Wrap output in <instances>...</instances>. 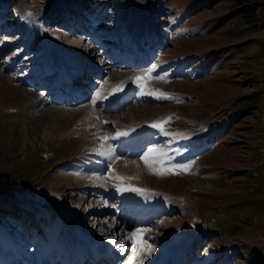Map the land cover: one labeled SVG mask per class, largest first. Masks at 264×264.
Returning <instances> with one entry per match:
<instances>
[{
	"label": "rangeland",
	"instance_id": "374dc122",
	"mask_svg": "<svg viewBox=\"0 0 264 264\" xmlns=\"http://www.w3.org/2000/svg\"><path fill=\"white\" fill-rule=\"evenodd\" d=\"M250 3L253 12L237 0H0V264L40 253L62 264L76 255L73 236L81 258L100 251L91 264H131L136 229L154 249L144 264L176 252L178 264H264V0ZM51 54L86 73L89 87L62 94L82 99L39 87ZM153 65L166 78L145 91L172 99L140 94L132 78ZM98 90L107 99L93 107ZM169 115L175 138L150 126ZM118 130L127 135L108 142L111 157L91 151ZM152 146L190 172L153 174L140 159Z\"/></svg>",
	"mask_w": 264,
	"mask_h": 264
},
{
	"label": "snow or ice",
	"instance_id": "6c2138e0",
	"mask_svg": "<svg viewBox=\"0 0 264 264\" xmlns=\"http://www.w3.org/2000/svg\"><path fill=\"white\" fill-rule=\"evenodd\" d=\"M33 14L31 12L27 13L28 17H31ZM156 65H153L147 72L142 73L133 77V81L139 86L140 94L141 95H150L157 99H172V95L166 93L160 89H151L149 91H145V82L151 80L153 78L164 80L165 76H156L153 77L152 73L155 70ZM123 89V82L114 86L112 90L109 92V95H112L115 92L121 91ZM98 99H107V97L102 96L101 91H97L95 95L92 97V105L93 107L96 106ZM172 119L171 115L160 117L156 121L151 123V127L158 129L162 135L164 136H172L175 138L178 136V133H170L165 130V125L170 122ZM101 123H108L107 121H101ZM95 125H90V127H94ZM127 135V132L117 131L115 136H109L107 134L103 136H98V139L101 141L100 145L96 148H93L91 151L97 153L98 155L111 157L112 156V148L111 145L108 143L110 140L115 139L116 137ZM141 160L144 161L145 165L149 167L150 171L153 174L158 176H165V175H179L181 173H188L191 170V164H173L171 163L172 157L164 148H158L155 146L148 147L147 150L143 153L140 157ZM115 180L118 181H125L132 179V177H122L116 175L113 177ZM117 190L120 192L131 191L140 194L149 193V189H142L132 186L131 184H118L116 185ZM107 203V202H105ZM115 221L109 225V227L115 226ZM148 231V229H136L135 231L128 234V238L132 240L133 243V252L136 254L131 261V264H144V260L147 258L148 255L151 254L154 249L151 245L147 244V241L143 239V232ZM101 234L104 235L103 230H101ZM106 239H109L111 242L115 243L114 236H107L105 235ZM123 251V249H121Z\"/></svg>",
	"mask_w": 264,
	"mask_h": 264
},
{
	"label": "bare ground",
	"instance_id": "6f19581e",
	"mask_svg": "<svg viewBox=\"0 0 264 264\" xmlns=\"http://www.w3.org/2000/svg\"><path fill=\"white\" fill-rule=\"evenodd\" d=\"M68 15V16H67ZM70 15H72L71 13L70 14H66V15H63V17L62 18H66V19H68L69 21H71V25H73V24H75L76 25V21H75V19H74V17H73V15L71 16V17H73V19H71V17H70ZM64 18V19H65ZM75 18H76V15H75ZM80 18H82V17H80ZM76 20H77V18H76ZM79 22V21H78ZM80 24V23H79ZM78 26V25H77ZM74 30H76V28L74 27L73 28ZM29 31V29H26V32H28ZM28 33H30V34H28L29 35V37H28V41L31 43V44H34L35 42H36V40L37 39H39V35L37 34V33H35L34 31L33 32H28ZM27 35V36H28ZM155 42V44H157L158 42L157 41H154ZM141 43H139V45H140ZM142 44H144V45H142V46H139V48H140V50H139V48L137 47V43L135 44V46H136V49H138L141 53H142V61H145V60H147V58H149L148 57V55H150L149 53H148V51H147V47H146V45L145 44H147V43H142ZM144 49H146V50H144ZM50 61V64H51V66H47L46 67V71L47 72H49V73H51V71H54L52 68H59L58 69V71L57 72H60V73H67V74H69V75H71L70 74V72H71V66H62V64L59 62H54V59H56V60H58V59H61L64 63H66V61L64 60V59H62L61 57H59L58 55H55V54H51L50 55V57L48 58ZM71 63V62H70ZM46 64H48L47 63V61H46ZM50 64H48V65H50ZM72 65H73V63H72ZM59 66V67H58ZM74 66V65H73ZM75 67V66H74ZM88 67V66H87ZM90 67V66H89ZM75 68H77V69H79L78 67H75ZM86 67H84V68H81V69H85ZM91 68V67H90ZM95 71H100V70H98L97 68H95L94 69ZM83 70H81L79 73H81ZM92 72V71H91ZM77 75H79V74H77ZM88 81V80H87ZM89 81H91V80H89ZM74 82H75V84H74ZM78 83V84H77ZM87 83L88 82H83L82 81V83L81 82H79V80L78 79H76V80H74L72 83H70L69 84V86L68 87H72V88H74L75 86H76V84L77 85H80V87L82 86V88L83 87H85L86 85H87ZM38 85H39V87L40 88H42V89H51V87H55L56 88V85H53L52 83L50 84V83H46L45 81H43V77H41V79H40V81H39V83H38ZM88 86V85H87ZM90 86V85H89ZM75 89V88H74ZM76 90H79V89H76ZM80 97L81 99H82V96L81 95H77V96H75V97ZM115 98V97H114ZM113 98V100H116L117 102H118V99H114ZM117 98V97H116ZM73 99H75L74 97L73 98H71L70 97V102H73V101H71V100H73ZM55 101H66V96H63L62 94L60 95V94H57L56 96H55V99H54ZM67 101H68V99H67ZM113 104V105H112ZM115 105H118V103L116 104V102H111L110 104H109V106L110 107H112V108H114V106ZM140 126H142V125H140ZM146 127H147V125H146ZM145 127H143V128H140V129H144ZM139 131V130H138ZM137 131V132H138ZM135 215H138L137 214V211H136V213H135ZM134 221H136V217L134 218V220H132V222H134ZM75 238H74V236L71 238V240H72V245H73V249H74V253L76 254L75 256H77V259H75V261H73L75 264L76 263H78V264H80L81 263V257H82V250H81V248H80V246L78 245V241H76V240H74ZM72 249V250H73ZM6 251V250H5ZM4 251V252H5ZM85 251V253H86V250H84ZM100 251H98V252H96V253H93V255H96L97 253H99ZM39 253V252H38ZM178 255H177V254ZM175 254L177 255V257H179L180 255H179V253L178 252H176ZM171 254V253H170ZM75 256H73L72 257V260L74 259V257ZM85 255L83 254V257H84ZM91 257H89V255L86 253V259L89 257V259H88V262H90L91 260H94L95 262L97 261L96 259H93V257L94 256H92V255H90ZM170 256V255H169ZM177 257L174 255V254H172L171 255V259L169 260V263L168 264H171V263H174L175 262V259H176V263L175 264H177V262L178 261H180V259L177 261ZM20 258H22V256H20L19 255V259ZM44 258H46V257H44V254L43 253H40L39 255H38V257H37V261H36V263L37 264H48L47 262H46V260L44 259ZM104 258V257H103ZM80 259V260H79ZM168 259V258H167ZM167 259L164 261V263L163 264H167ZM51 260H52V262L51 263H53V262H55L56 261V259L55 258H51ZM79 260V261H78ZM101 260H102V258H101ZM48 261V260H47ZM171 261V262H170ZM10 264H14L13 262H11ZM81 264H84V262L83 263H81Z\"/></svg>",
	"mask_w": 264,
	"mask_h": 264
},
{
	"label": "trees",
	"instance_id": "16d2710c",
	"mask_svg": "<svg viewBox=\"0 0 264 264\" xmlns=\"http://www.w3.org/2000/svg\"><path fill=\"white\" fill-rule=\"evenodd\" d=\"M239 4H241L242 6H244V10L248 11V12H253V10L251 8H249L251 5L250 1L251 0H237ZM249 8V9H248Z\"/></svg>",
	"mask_w": 264,
	"mask_h": 264
}]
</instances>
